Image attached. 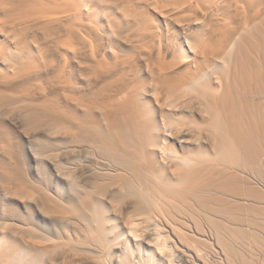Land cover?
<instances>
[{"label": "bare ground", "instance_id": "obj_1", "mask_svg": "<svg viewBox=\"0 0 264 264\" xmlns=\"http://www.w3.org/2000/svg\"><path fill=\"white\" fill-rule=\"evenodd\" d=\"M3 92L75 201L24 197L1 264H264V0H0Z\"/></svg>", "mask_w": 264, "mask_h": 264}, {"label": "rangeland", "instance_id": "obj_2", "mask_svg": "<svg viewBox=\"0 0 264 264\" xmlns=\"http://www.w3.org/2000/svg\"><path fill=\"white\" fill-rule=\"evenodd\" d=\"M81 95L84 101L92 98L89 91ZM14 100L19 99L0 93V222L7 221L12 226L21 225L22 222L18 221L28 216V210L23 206V198L27 195L34 196L36 200L51 198L55 203L75 201L70 182L64 176L65 166L73 159L68 149L69 141L46 133V126L41 125L49 122V113L45 110L23 102L16 107ZM68 105L71 110H76L77 105L73 102L63 106L66 108ZM174 147L179 154L196 155L199 152L196 146L182 149L176 144ZM262 177L260 179L264 181ZM89 179L96 182L92 174ZM26 223L35 227L31 220ZM46 225L47 221L39 217L36 230H44ZM52 239L58 241L54 235ZM62 243L64 246L63 239ZM0 252L1 264V248ZM29 257V253H22L18 263L28 264Z\"/></svg>", "mask_w": 264, "mask_h": 264}]
</instances>
